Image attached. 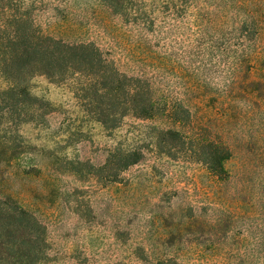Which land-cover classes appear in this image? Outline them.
<instances>
[{"label": "rangeland", "instance_id": "1", "mask_svg": "<svg viewBox=\"0 0 264 264\" xmlns=\"http://www.w3.org/2000/svg\"><path fill=\"white\" fill-rule=\"evenodd\" d=\"M119 3L43 0L32 17L147 82L163 113L106 129L74 78L28 82L46 113L0 95V206L42 225V264H264V0ZM207 141L231 149L222 177L189 152ZM119 150L141 160L121 172Z\"/></svg>", "mask_w": 264, "mask_h": 264}, {"label": "trees", "instance_id": "2", "mask_svg": "<svg viewBox=\"0 0 264 264\" xmlns=\"http://www.w3.org/2000/svg\"><path fill=\"white\" fill-rule=\"evenodd\" d=\"M37 1L43 0H32L30 5L28 0H0V78L10 84L0 95L12 106L47 112L28 88L32 78L42 75L60 82L74 78L78 97L85 101L86 110L106 129L118 128L127 116L152 119L163 113L150 85L120 73L95 45L71 44L46 36L32 17ZM104 2L116 12L122 8L120 0ZM183 112L188 114L186 109ZM174 117L175 123L185 122L179 113ZM160 134L167 137L164 142H171V149L175 147L174 136L181 137L184 144L187 142V137L178 130ZM189 152L193 160L206 165L218 177L226 172L224 164L231 156L230 147L208 141ZM111 159L123 172L141 157L119 150L108 160V165ZM46 249L44 229L29 212L18 206H0V264H42Z\"/></svg>", "mask_w": 264, "mask_h": 264}]
</instances>
